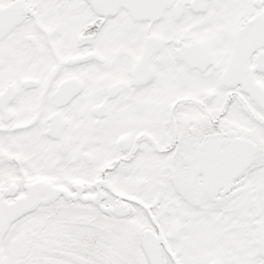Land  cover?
<instances>
[{"label": "snow or ice", "instance_id": "6c2138e0", "mask_svg": "<svg viewBox=\"0 0 264 264\" xmlns=\"http://www.w3.org/2000/svg\"><path fill=\"white\" fill-rule=\"evenodd\" d=\"M0 264H264V0H0Z\"/></svg>", "mask_w": 264, "mask_h": 264}]
</instances>
